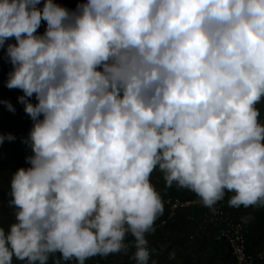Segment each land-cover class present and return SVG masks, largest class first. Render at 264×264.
Instances as JSON below:
<instances>
[{
  "label": "clouds",
  "instance_id": "obj_1",
  "mask_svg": "<svg viewBox=\"0 0 264 264\" xmlns=\"http://www.w3.org/2000/svg\"><path fill=\"white\" fill-rule=\"evenodd\" d=\"M10 37L6 83L22 89L32 154L11 173L0 264L130 247L158 264L154 169L213 211L226 192L264 207V0H0V46Z\"/></svg>",
  "mask_w": 264,
  "mask_h": 264
},
{
  "label": "crops",
  "instance_id": "obj_2",
  "mask_svg": "<svg viewBox=\"0 0 264 264\" xmlns=\"http://www.w3.org/2000/svg\"><path fill=\"white\" fill-rule=\"evenodd\" d=\"M154 181L159 183L165 196L196 197L197 195L187 188L173 183L167 186L163 174L158 170L152 174ZM230 197L231 193L226 192ZM203 207L188 206L178 208L175 217L170 216V210L164 203V211L153 225L154 230L147 233L149 246L155 249L158 264H225L224 258L228 255V244L225 240L215 239L216 228L204 225L201 221ZM235 218L249 223L247 245L257 250L264 242V207L251 205L232 207ZM171 220L168 221L166 214ZM159 219V220H158ZM175 251V257L169 254Z\"/></svg>",
  "mask_w": 264,
  "mask_h": 264
},
{
  "label": "trees",
  "instance_id": "obj_3",
  "mask_svg": "<svg viewBox=\"0 0 264 264\" xmlns=\"http://www.w3.org/2000/svg\"><path fill=\"white\" fill-rule=\"evenodd\" d=\"M54 2L59 3L69 9H75L77 4L84 3L86 2V0H54ZM40 3L42 6L44 0H40ZM45 29L46 21L42 20L40 26L37 29V32L42 33ZM9 42H15V38L10 37L8 41L5 42L3 46L5 48H2L4 51L6 50L7 43ZM10 66L12 68V64H10ZM10 70L11 69L7 68V72H9ZM7 78L8 75L4 77L0 76V134L12 133L15 138L12 140L5 139L4 141L0 142V226L5 228H7L14 219L13 206L9 204V201L11 200V173L21 166H29L28 160L25 163V158L32 154V149L26 142V138L28 137L33 123L30 115L24 111V105L18 100V97L23 94L22 89L7 87ZM30 99L35 102L34 96ZM6 100H10L12 102L15 107V111H11L8 109L7 105L4 103V101ZM257 107L260 108L261 120H264V99H262L258 103ZM5 126L7 130L3 129V127ZM157 171L158 169H154L152 174L156 173ZM152 174L151 180L159 186V183L154 181V179L152 178ZM226 197L229 198L228 196ZM175 215L176 212L171 217L173 218L175 217ZM164 217H167L168 221L171 220L168 212ZM126 239L131 241L132 237L129 235L126 237ZM263 244L264 242L257 250L250 249L248 245L247 249L248 251L256 254L258 250L261 249ZM133 251L134 249L130 247L126 252L121 251L118 253H110L108 255L92 256L86 259L85 264H95L96 262H99L100 264H135V261L132 258ZM227 254L228 255L224 258L225 264H236L229 250V246ZM256 263L264 264V261L261 262V258L257 257ZM13 264H24V261L13 258ZM48 264H53V260L51 257ZM64 264H77V262L75 259H72L64 262Z\"/></svg>",
  "mask_w": 264,
  "mask_h": 264
},
{
  "label": "built area",
  "instance_id": "obj_4",
  "mask_svg": "<svg viewBox=\"0 0 264 264\" xmlns=\"http://www.w3.org/2000/svg\"><path fill=\"white\" fill-rule=\"evenodd\" d=\"M160 193L162 200L167 204L170 210V216L174 215L178 208L188 206H202L201 221L204 225H212L216 228L215 239L225 240L229 246V250L236 262V264H259L256 259L261 258L264 261V244L256 254L248 251L247 249V231L248 222L235 218L232 206L229 205L226 196L217 201L213 211L209 207L203 205L200 198L196 197H174L165 196L163 190L155 184ZM95 264H100L96 262ZM106 264V263H104Z\"/></svg>",
  "mask_w": 264,
  "mask_h": 264
},
{
  "label": "rangeland",
  "instance_id": "obj_5",
  "mask_svg": "<svg viewBox=\"0 0 264 264\" xmlns=\"http://www.w3.org/2000/svg\"><path fill=\"white\" fill-rule=\"evenodd\" d=\"M4 46V45H3ZM3 46H0V76L4 77L8 75L7 68L11 69V62L6 54V50L4 51L2 48H5ZM4 130H7L6 126L3 127ZM7 156V155H5ZM27 162V159L25 158V163Z\"/></svg>",
  "mask_w": 264,
  "mask_h": 264
}]
</instances>
